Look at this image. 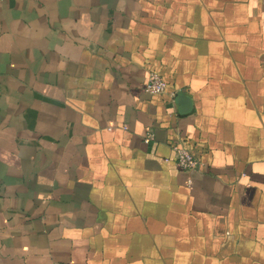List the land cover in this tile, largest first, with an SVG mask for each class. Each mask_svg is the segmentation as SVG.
<instances>
[{
    "label": "crops",
    "instance_id": "0c3cea01",
    "mask_svg": "<svg viewBox=\"0 0 264 264\" xmlns=\"http://www.w3.org/2000/svg\"><path fill=\"white\" fill-rule=\"evenodd\" d=\"M0 264H264V0H0Z\"/></svg>",
    "mask_w": 264,
    "mask_h": 264
},
{
    "label": "built area",
    "instance_id": "2783aa9c",
    "mask_svg": "<svg viewBox=\"0 0 264 264\" xmlns=\"http://www.w3.org/2000/svg\"><path fill=\"white\" fill-rule=\"evenodd\" d=\"M167 83L165 80L156 72H150L146 83L145 91L151 95H163L166 93ZM152 138L148 135L146 141ZM172 151L177 167L185 172L197 170L200 167V163L194 158V156L186 148L180 145H173Z\"/></svg>",
    "mask_w": 264,
    "mask_h": 264
}]
</instances>
